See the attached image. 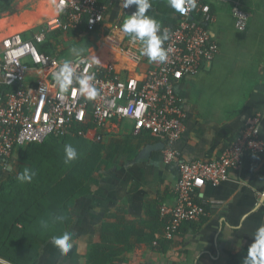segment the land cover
<instances>
[{
	"label": "crops",
	"instance_id": "1",
	"mask_svg": "<svg viewBox=\"0 0 264 264\" xmlns=\"http://www.w3.org/2000/svg\"><path fill=\"white\" fill-rule=\"evenodd\" d=\"M47 2L53 13L46 14L49 20L57 16V0ZM250 2H255L253 9L257 5L256 0L244 3L251 15L248 42L232 47L227 59L223 43L215 38L220 51L212 64L176 85L185 130L174 147L184 161L217 159L256 115L260 116L259 137L264 143V40L256 43L255 39L264 35V15L253 17V9L246 8ZM120 3L114 0L105 21L92 34L85 30L65 39L67 44L60 47L65 56L55 58L70 59L66 50L81 46L80 39L87 36L90 41L85 55L99 60L98 53L107 47L109 60L99 63L113 66L122 79L143 80L159 63L141 57L138 43L131 47L137 57L132 59L107 41L109 31L114 26L119 29L124 20ZM151 3L150 13L159 18L168 19L175 13L168 0ZM214 6L215 22L224 11L232 30L241 34L234 29L230 6ZM36 31L22 33V37L30 40ZM116 37L123 45L129 38L120 31ZM91 43L98 49L94 50ZM87 139L98 147L101 168L85 192L81 196L73 192L69 202L55 204L54 217L63 216V221L37 216L34 225L49 231L27 238L33 250L20 256L17 247L26 243L15 238L9 240L6 251L0 250V258L9 264H228L233 255L248 249L254 240L251 234L264 224V154L247 156L241 169L232 172L227 181L218 186L206 184L198 190V197L206 202L207 216L184 225L175 240L166 241L159 208L175 200L177 170L175 165L163 164L164 144L147 134L134 136L129 121L107 124L99 142L94 141L93 133ZM42 222H47V227ZM13 224L21 228L18 222ZM66 231L73 234L74 247L67 256H61L51 238Z\"/></svg>",
	"mask_w": 264,
	"mask_h": 264
},
{
	"label": "built area",
	"instance_id": "2",
	"mask_svg": "<svg viewBox=\"0 0 264 264\" xmlns=\"http://www.w3.org/2000/svg\"><path fill=\"white\" fill-rule=\"evenodd\" d=\"M248 1L197 0L196 8L187 15L177 12L175 27H166L169 39L164 47L169 50V59L148 70L143 80L122 79L111 65H80L77 71L94 74L100 91L97 99L87 100L76 91L75 83L68 94L57 95L53 75L63 60L40 53L38 46L55 30L75 31L85 26L86 32H95L114 0H57L62 11L37 29L30 40L14 33L0 41V171L8 168L14 151L40 144L52 135L87 138L93 133L94 141L99 142L107 124L129 121L134 136L147 134L160 140L164 144L163 164L176 167L175 200L159 208L164 222L162 238L175 240L184 225L207 216L206 202L198 197V190L206 184L218 186L227 181L232 172L241 169L247 156L264 154L259 115L249 119L240 136L215 160L184 161L174 147L185 130V113L176 85L210 66L220 51L211 30L215 22L211 5H229L234 29L242 33L251 17L244 8ZM134 11V5L122 9V16ZM118 31L117 26L109 31V44L137 59L131 53L130 39L123 45L116 37ZM41 88L47 91L40 93Z\"/></svg>",
	"mask_w": 264,
	"mask_h": 264
},
{
	"label": "trees",
	"instance_id": "3",
	"mask_svg": "<svg viewBox=\"0 0 264 264\" xmlns=\"http://www.w3.org/2000/svg\"><path fill=\"white\" fill-rule=\"evenodd\" d=\"M156 1V0H155ZM257 5L251 11L253 17L257 15V13H261L260 15H264V0H256ZM6 7H2V12ZM0 9V11H1ZM211 12L215 14L216 7L211 5ZM152 13V12H151ZM150 13V14H151ZM176 13L173 12V16L170 18H159L158 16H154L161 21L162 29L166 27L174 28L177 24ZM86 27L83 26L79 30H71L64 32L62 30H55L46 36V41L44 44L38 46V50L42 54H46L48 56L62 58L65 56V51L60 50L61 46H65L67 42H64L65 39L71 38L75 33L85 31ZM31 33V32H30ZM92 34L93 32H87ZM69 41V40H68ZM166 42V41H165ZM165 46V43H164ZM69 52V49L66 50ZM240 136V135H239ZM238 136V137H239ZM61 142V143H59ZM62 142L65 144H72L78 151V158L69 163L68 166H60L57 164L53 159H45L44 157L40 160L37 158L38 162L36 164L38 167L33 166L34 162L29 161L26 164V158L28 156L26 148L31 153H37L40 151H54L57 154L62 153L64 154V150H61V146L63 145ZM94 143L93 145H95ZM63 145V146H64ZM92 143L87 138H82L77 135H59V136H50L42 143L32 144L23 148H20L14 151V155L16 156V161L19 165H22V169L27 167L38 173L40 176L35 177L36 183H39V186H35L34 184L30 185L29 187L18 185L19 181L14 177L10 178V181L7 183V187L11 189L13 192V188L17 189L19 192H23L25 197V202L21 203V199H18V203H8L6 200L2 202V198L4 197L2 194L3 190H7L8 188L5 187L0 189V224H8L6 219L13 218V221H18L20 224V217L22 214L23 219V227L22 230H14L17 233H20V237H16V232H14L15 237L12 236H4L3 230L0 227V250L6 251V247L8 248L9 240L18 238L20 241L23 239L25 240L26 244L20 243V247H17V252L19 251L20 256H23V252H29L30 249L33 248V245L29 243L31 240H27L29 237H33L38 235L40 232H48L49 229L43 230L37 227L35 224V220L37 219L38 215H43L47 221L53 220L54 212L51 210H47L48 208L51 209L53 203H58L59 205H64L65 203L70 201V196L73 193H69L70 189L80 190L77 192L79 196L85 192V186L88 185L89 180L93 178L94 174L101 168V161L100 155L97 154L99 152L97 146H93ZM92 147L89 149L88 147ZM38 157V156H37ZM36 160V159H35ZM8 161V166L14 167V164L17 163ZM24 167V168H23ZM69 167V168H68ZM85 181V182H84ZM29 184V183H27ZM8 189V190H9ZM8 190L6 192H8ZM4 192V191H3ZM15 223V222H14ZM8 226V225H7ZM14 227V226H13ZM8 229L7 227H4ZM10 230V229H9ZM33 250V249H32ZM247 255V250L242 253L233 255L231 257V261L228 264H243V259ZM28 258V256H27Z\"/></svg>",
	"mask_w": 264,
	"mask_h": 264
},
{
	"label": "clouds",
	"instance_id": "4",
	"mask_svg": "<svg viewBox=\"0 0 264 264\" xmlns=\"http://www.w3.org/2000/svg\"><path fill=\"white\" fill-rule=\"evenodd\" d=\"M133 5L135 6V11L130 15H125L119 28L120 33L128 36L132 44H139L141 57L161 64L167 62L169 50L164 47V43L169 39V29H162L161 21L150 14V9L152 8L151 0H121L120 8L126 9ZM168 6L175 12L187 15L196 8L197 0H168ZM55 11L59 13L62 8L56 5ZM87 50L88 47L86 45L73 46L69 49L71 58L65 59L58 64L53 75L54 87L57 89L58 96L63 97L68 94L72 90L74 83L78 86L76 91L87 100H95L100 95V91L94 82L95 75L81 74L77 71L82 64L99 63L96 57L85 55ZM46 91V88L40 89V93ZM63 150L65 164L78 158V151L72 144H65ZM35 175V171L25 167L22 172L17 174L16 179L21 183H31ZM57 220L63 221L64 217L53 218L54 222ZM42 225L47 227V222H42ZM251 236L254 237V240L247 249L243 264H264V224L260 225ZM51 243L61 256H67L74 247L73 234L66 231L60 235L53 236ZM0 264H9V262L0 258Z\"/></svg>",
	"mask_w": 264,
	"mask_h": 264
},
{
	"label": "rangeland",
	"instance_id": "5",
	"mask_svg": "<svg viewBox=\"0 0 264 264\" xmlns=\"http://www.w3.org/2000/svg\"><path fill=\"white\" fill-rule=\"evenodd\" d=\"M47 1L46 0H0V9L4 6L6 7L5 8L6 10H3V12H2V9H1V11H0V31H2L1 33H3V36H0V40L3 37L9 36L13 33L27 34V33L33 32V31L39 29L42 25H44L46 23V21L48 20L47 19L48 17H46L47 16L46 14H48L49 12L51 14H53L51 9L48 6L49 2H47ZM254 4H255V2L247 3L246 8L250 11L253 9ZM37 17H40V18L36 22ZM123 18H125V16ZM258 27H260V25ZM211 30L214 31L215 38L223 43L222 50H223V52L225 51L224 55L227 57V59L230 55L229 51L232 50V47L248 42L249 37H247V36H249V34H247V31L242 32L241 34L235 33L232 30L230 20L224 11L220 12V16L217 18L215 24L211 26ZM221 37H222V39H221ZM93 38L95 41H99L98 37H93ZM255 39H256V43H262L264 40V35H262L259 38L255 37ZM89 41H90L89 37H87V36L82 37L80 39L79 45H81V46L86 45L88 47ZM90 45L94 48V50L98 49L97 47L93 46V43H91ZM100 46H101V42H100ZM98 57H99V61L101 63H104L105 61L109 60V57L107 55V47L103 48L98 53ZM224 59H225V57L223 56V58H222L223 62H224ZM59 143H61V142H59ZM62 144L64 145L63 142H62ZM63 145L61 146L62 147L61 150L64 148ZM25 150L27 151V154H28V156L26 158V164H28L29 161H31V162H34L33 166L35 165V167H38L36 162H38V160H40L44 157L45 159H53L60 166H65L64 154H62V153L57 154L54 151H43L42 150V151L37 152V153H31V155H30V151H28L27 148ZM37 158H39V159L37 160ZM10 160H11V162L15 163L16 156L14 154H12ZM72 162H70V163H72ZM16 163L17 164L16 165L14 164V167H11L9 169L7 168L4 171H0L1 172L0 173V175H1L0 176V189H1V187L4 189H5V187L8 188L7 183L10 181V178L14 177L16 179L17 174L22 172V170L20 171V169H22V167H21L22 165H19V163L17 161H16ZM68 164H67V166H68ZM37 176H40V175L38 173H36L35 177H37ZM32 184H34L35 186H39V183H36L35 180H32V182L29 184L19 182L18 185H23V186L29 187ZM87 186H85V187H87ZM7 190H3L4 192L2 191L1 195L4 196L2 198V202H4V200H6L8 203L13 202V204H14L15 202L16 203L19 202L18 199H21V203L25 202V197H24L23 192H19L17 189H14V188H13V192H11V189H9L8 192H6ZM73 192L76 193V192H78V190H76L75 188L74 189L71 188L69 193L72 194ZM47 210H51L54 212L55 203L52 204L51 209L48 208ZM20 214L22 217L23 213H20ZM21 217H20V227H21L20 229L17 228L13 224L14 222H16V221H13V218H8V220L6 219L8 224H4V223L0 224V227L3 230L2 237H4V236L15 237L14 232H16L17 230H20V231L22 230V227L24 226L23 225L24 222H23V219ZM17 226H19V225H17ZM4 227H7L8 229H6ZM14 228H17V230L15 231ZM20 233L16 232V237H20L19 236Z\"/></svg>",
	"mask_w": 264,
	"mask_h": 264
},
{
	"label": "water",
	"instance_id": "6",
	"mask_svg": "<svg viewBox=\"0 0 264 264\" xmlns=\"http://www.w3.org/2000/svg\"><path fill=\"white\" fill-rule=\"evenodd\" d=\"M145 58V57H144ZM146 59V58H145Z\"/></svg>",
	"mask_w": 264,
	"mask_h": 264
},
{
	"label": "bare ground",
	"instance_id": "7",
	"mask_svg": "<svg viewBox=\"0 0 264 264\" xmlns=\"http://www.w3.org/2000/svg\"><path fill=\"white\" fill-rule=\"evenodd\" d=\"M55 18V17H54Z\"/></svg>",
	"mask_w": 264,
	"mask_h": 264
}]
</instances>
